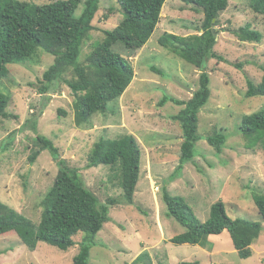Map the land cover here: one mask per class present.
<instances>
[{"label": "rangeland", "instance_id": "rangeland-1", "mask_svg": "<svg viewBox=\"0 0 264 264\" xmlns=\"http://www.w3.org/2000/svg\"><path fill=\"white\" fill-rule=\"evenodd\" d=\"M44 4L54 0H20ZM251 0H228L227 9L218 17V31L213 51L224 62L209 59L204 71L210 78V97L198 112L194 158L186 163L181 176L168 181L179 163L181 129L171 116L181 106L163 96L188 101L198 89L200 69L188 64L158 44L163 33L179 36L197 34L202 21L200 9L179 0H166L161 20L149 41L129 58L134 77L123 95L109 104L105 114H94L90 125L74 124V97L63 80L55 82L46 95L40 94L43 72L53 63V56L38 52L30 61L9 65V79L3 89L10 95L7 112L15 118H0V145L14 134L6 151L0 154V202L38 224L41 201L58 172L56 161L43 151L33 164L28 155L35 147V137L45 136L59 149L60 159L78 171L83 184L99 200L110 205L109 222L95 237L88 264H264V223L252 201L255 193L264 194V150H249L239 132L243 116L264 108V97L246 98V79L258 83L264 64V18L250 8ZM82 10L80 5L76 15ZM122 19L117 0H100L89 38L81 45L78 62L84 63L95 43L104 38ZM262 35L260 43L239 41L233 30L244 25ZM117 49V47H116ZM241 65V67H237ZM154 66L162 71H150ZM184 87V88H182ZM58 110L65 114L58 116ZM35 124V131L32 130ZM222 131L226 143L216 154L206 141ZM132 135L140 150L139 179L133 204L124 202L117 166L87 167L93 144L100 137L115 139ZM179 196L189 205L200 222L208 219L210 207L221 200L230 218H242L262 224L263 231L251 245L252 254L241 259L233 248L228 231L209 236L205 247L174 245L169 239L185 231L166 215L161 199L162 188ZM82 234L73 237L75 246L61 251L45 243L29 250L11 231L0 235V264H72ZM142 252L148 255L133 262Z\"/></svg>", "mask_w": 264, "mask_h": 264}, {"label": "trees", "instance_id": "trees-1", "mask_svg": "<svg viewBox=\"0 0 264 264\" xmlns=\"http://www.w3.org/2000/svg\"><path fill=\"white\" fill-rule=\"evenodd\" d=\"M166 0H117L121 21L104 32V38L95 43L84 63L78 62L82 43L93 30L91 25L100 0H54L40 5L20 0H0V118L11 119L8 113L10 101L8 91L3 89L9 79V65L30 61L42 52L53 56V63L42 74L40 94L46 95L50 87L63 77L74 97V124L77 127L90 125L94 114H105L109 104L118 100L131 84L134 71L129 58L141 49L151 38L161 20V10ZM186 5L200 9L202 21L197 34L179 36L163 33L158 44L168 52L178 56L188 64L200 69L198 89L188 101L163 96L159 106L171 102L181 106L180 111L171 116L181 129L179 163L168 181L172 183L181 176L186 163L194 158V147L200 137L197 133L198 112L210 97V78L204 71L209 59L220 60L213 49L216 44L218 17L228 7V0H179ZM82 10L76 15L79 6ZM251 10L264 18V0H251ZM241 42L260 43L262 35L246 24L232 32ZM117 47V49H116ZM241 67V65H237ZM150 71L162 75L154 66ZM262 77L258 83L246 79V98L264 97V64ZM65 113L58 110V116ZM35 124L32 128L35 131ZM36 132V131H35ZM239 132L249 150H264V108L243 116ZM14 134L0 145V154L6 151ZM206 141L216 154H220L226 143L222 131L208 136ZM35 149L28 155L33 164L43 151H48L58 166L55 179L41 201V214L38 224L0 202V235L13 231L29 250H34L42 242L61 251H67L76 243L73 237L82 234L78 252L72 264H88L90 251L95 246V237L109 222V200L101 204L88 190L74 168L60 159L59 149L45 136L37 135ZM140 147L132 135L115 139L100 137L88 155L87 167L117 166L120 188L124 202L133 204L134 193L139 179ZM161 199L166 215L175 219L185 231L169 239L174 245L205 247L209 236H217L227 230L232 245L241 259L251 256V245L263 231L262 224L242 218H230L221 200L210 207L208 219L200 222L189 205L179 196H173L166 187L162 188ZM252 201L260 220L264 223V194L255 193ZM148 258L144 252L133 262ZM180 264H200L198 261Z\"/></svg>", "mask_w": 264, "mask_h": 264}, {"label": "water", "instance_id": "water-1", "mask_svg": "<svg viewBox=\"0 0 264 264\" xmlns=\"http://www.w3.org/2000/svg\"><path fill=\"white\" fill-rule=\"evenodd\" d=\"M182 88H184V87H182ZM184 89H186L189 93L193 94V90L192 89H188V88H184Z\"/></svg>", "mask_w": 264, "mask_h": 264}]
</instances>
